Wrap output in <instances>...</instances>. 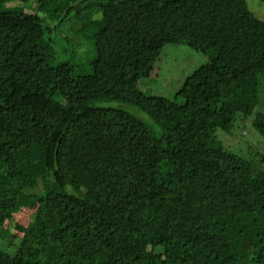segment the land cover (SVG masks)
Masks as SVG:
<instances>
[{
	"label": "trees",
	"instance_id": "16d2710c",
	"mask_svg": "<svg viewBox=\"0 0 264 264\" xmlns=\"http://www.w3.org/2000/svg\"><path fill=\"white\" fill-rule=\"evenodd\" d=\"M13 1L30 0H0V173L26 163L34 189L0 180V236L32 209L0 264H264V152L219 137L249 119L264 137L248 1ZM169 44L210 58L173 98L143 84Z\"/></svg>",
	"mask_w": 264,
	"mask_h": 264
},
{
	"label": "rangeland",
	"instance_id": "374dc122",
	"mask_svg": "<svg viewBox=\"0 0 264 264\" xmlns=\"http://www.w3.org/2000/svg\"><path fill=\"white\" fill-rule=\"evenodd\" d=\"M248 4L260 18L264 19V4L260 0H247ZM21 6L27 12H37L36 0H30L28 3H22L19 1L10 2L7 6ZM75 42L78 38H74ZM88 46L78 45L74 46L76 55L80 56L85 53ZM209 56L197 52L191 49L187 45H166L162 51V54L155 64L154 73L143 80L144 89L148 92H152L155 95L165 96L173 98L176 92L179 90L182 81L192 74L194 70L201 65L209 61ZM261 87L264 80L261 81ZM264 104V90L260 91V104ZM263 107V106H262ZM129 111L133 112L137 117L141 118L147 123L151 120L138 108L125 105ZM228 115V112L226 113ZM233 135L227 134L219 130V137L223 141L226 148H230L238 153L248 152L253 153L257 149L264 152V137L255 129L251 119L245 124L237 121L235 129L232 131ZM28 164H22L17 169H10L7 173H0V180L4 182L3 185L9 188H20L25 190H32L34 186L30 178ZM15 179V180H13ZM32 209H22L15 218L7 224V230L4 234L6 236H0V247H2L7 253H13L15 247L10 242L14 240L15 235L19 234L17 224H28L31 219ZM1 234V231H0Z\"/></svg>",
	"mask_w": 264,
	"mask_h": 264
}]
</instances>
